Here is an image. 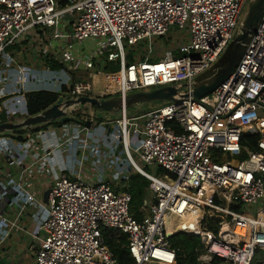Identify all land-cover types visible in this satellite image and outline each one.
Masks as SVG:
<instances>
[{"label":"built area","instance_id":"2783aa9c","mask_svg":"<svg viewBox=\"0 0 264 264\" xmlns=\"http://www.w3.org/2000/svg\"><path fill=\"white\" fill-rule=\"evenodd\" d=\"M247 2L0 0V55L34 32L42 42L46 70H55L50 63L56 61L64 65L56 70L69 74L83 69L87 76L74 83L68 78L66 98L125 97L164 85L177 89L174 100L148 104L137 113L122 109L97 126L72 123L64 137L45 128L37 131L46 139L42 154L23 170L42 161L52 179L48 215L27 232L36 242L34 264H120L104 242V228L126 236L130 264H176L178 249L168 236L179 231L199 237L200 264H213L214 258L251 264L256 252L264 250V8L228 78L197 100L182 97L225 51ZM173 31L186 33L184 42L167 49L162 45L163 53L158 52L153 40ZM86 40L95 47L74 51ZM112 65L118 69L108 71ZM95 73L116 75L115 82L95 86ZM5 118L10 121V115ZM244 134L256 137L255 142L243 145ZM66 145L64 162L61 149ZM118 148L131 170L120 180L134 172L148 180L141 219L130 212V193L111 186L115 175H103V163L113 161ZM235 154L244 157L227 159ZM134 155L158 173L146 171ZM1 158L11 160L0 146ZM43 172L41 183L48 179ZM8 181H0V223H8L0 225V242L21 229L7 215L10 195L17 190ZM28 185L26 202L37 186ZM190 218L196 220L195 231L183 225Z\"/></svg>","mask_w":264,"mask_h":264},{"label":"crops","instance_id":"0c3cea01","mask_svg":"<svg viewBox=\"0 0 264 264\" xmlns=\"http://www.w3.org/2000/svg\"><path fill=\"white\" fill-rule=\"evenodd\" d=\"M30 33L20 42L9 45L5 52L0 55V114L10 115V121L24 118L19 112L18 102L25 92L48 90L62 94L61 87L63 85L66 87L65 83L70 77V73L61 70H46L43 55L40 52L41 39L34 32L31 31ZM23 77L25 81L22 80ZM61 94L60 96H62ZM95 116L100 121L105 119L104 113L97 110ZM70 125L68 123L56 127L49 125L46 129L53 132L57 137H64ZM38 130H27L25 139L22 141L0 136V146L11 157L10 162L0 159V181L8 183L10 180L17 189L15 193L10 195L11 203L7 206L6 211L9 220H13L16 225L21 227L20 230H11L8 238L0 242V264H34L32 257L36 242L27 232L35 231L48 215L47 202L43 200V194L50 188L51 183L49 181L52 178L47 166L40 161L26 173L23 170L31 161L42 154L43 142H46V139L38 136ZM69 147L70 145H66L61 149V157L64 162L68 161L66 156L69 153ZM44 169L48 179L41 183L39 177L41 173H44ZM89 169L90 163L87 160L83 170L88 172ZM29 182H36L37 186L34 187L36 193H33L31 199L26 202L23 190L28 188L25 184L28 185ZM29 205H32L30 217L25 215L26 207ZM7 224L6 222L0 223L3 226Z\"/></svg>","mask_w":264,"mask_h":264},{"label":"water","instance_id":"95a60500","mask_svg":"<svg viewBox=\"0 0 264 264\" xmlns=\"http://www.w3.org/2000/svg\"><path fill=\"white\" fill-rule=\"evenodd\" d=\"M263 8L264 0H248L239 21V27L225 51L211 67L194 79L191 92H185L182 97L191 96L192 99L197 100L211 92L220 82L228 78L239 62L251 34L256 29ZM175 94H177L175 86L164 85L148 91L130 92L125 97L120 95L108 97L80 95L70 98L59 96L51 106L34 115H28L17 121H1L0 134L71 120L80 114L82 106L85 104L94 106L97 111L104 113L107 117H111L120 115L122 109H126L129 113H137L150 103L174 100ZM85 125L90 126V121L86 120ZM105 180L108 181V177ZM49 192L50 189H47L43 194L45 202H47Z\"/></svg>","mask_w":264,"mask_h":264},{"label":"trees","instance_id":"16d2710c","mask_svg":"<svg viewBox=\"0 0 264 264\" xmlns=\"http://www.w3.org/2000/svg\"><path fill=\"white\" fill-rule=\"evenodd\" d=\"M64 65L60 64L56 61H52L50 63V67L53 69H60ZM111 67V66H110ZM107 67L106 69L108 70ZM75 72H70V82L74 83L77 81L74 78ZM62 91H66L67 88L63 85L61 87ZM60 96V93L48 91V90H32L25 92L22 98L18 102L19 112L24 117L28 115H34L47 107L51 106ZM94 108V106H92ZM6 120L5 115L3 113L0 114V122ZM71 121H78L80 122L79 117H75L71 120L64 121V122H54L53 125H61L63 123H69ZM49 125H38L31 127L29 129H20L13 132H8L4 134H0V136L11 137L17 140H24L25 139V132L27 130L36 131L38 129L45 128ZM256 137H251L249 134H244L242 136V144L245 145L247 140L251 143L255 142ZM240 158L244 157L243 154L239 155ZM122 181H127L126 186L116 187L115 190H127L131 195V202H130V212L131 214L137 218L141 219L143 215V211L140 210L141 205L143 204L144 198L147 195V187H148V180L143 177L139 173H131L128 175L126 179H122ZM208 228L213 229L214 231L217 230L216 225H211L208 223ZM102 236L104 238V242L113 252L116 260L120 264H130L132 263V259L129 255V252L126 248V236L123 233H120L112 228H104L102 229ZM168 241L170 245L178 249L177 252V260L176 264H200L197 261V255L200 252L201 245L199 243V237L192 233L186 232H175L171 233L168 236ZM261 252V253H260ZM260 253V254H259ZM213 264H228L219 260L218 258L213 259ZM251 264H264V250H258L256 255L254 256Z\"/></svg>","mask_w":264,"mask_h":264},{"label":"rangeland","instance_id":"374dc122","mask_svg":"<svg viewBox=\"0 0 264 264\" xmlns=\"http://www.w3.org/2000/svg\"><path fill=\"white\" fill-rule=\"evenodd\" d=\"M186 38V33L182 32H170L168 33L166 36L162 37L161 39H157V40H153V43H156V50L160 53H163V49H162V45H165V48H169L171 46H173L176 42V44H179L181 42H184V39ZM95 47V42L93 40H86L83 41L80 44L75 45L74 47V51L79 52L82 48L84 49H89V48H94ZM118 69V66H111L110 68H108V71H116ZM72 72L74 73V78L76 80H80L82 77H87L85 73H80L83 72V69H80L79 72H77V70H74ZM95 82V76L93 77V84ZM63 93L61 94L63 97L67 96L65 91H62ZM66 98V97H65ZM157 102H161V101H157ZM157 102L154 103H150V104H155ZM144 110L147 109V106H144L143 108ZM95 111L96 109L93 108L91 105L89 104H85L82 106V110L80 112V114L78 115L79 119H80V124H85V120H89L91 125L93 126H97L100 123V120L97 119V117L95 116ZM19 120V119H18ZM72 123H79L78 121H71L68 124H72ZM51 126V125H50ZM53 127V125L51 126ZM56 127V126H54ZM46 129V127H45ZM113 154L115 155L113 157V161H108L103 163V165H107V168H102L103 175H111V177H113L115 175V178H111L110 179V184L113 188L116 187H121V185L126 186L127 181H122L120 180L123 176H125V174H128V172H130V166H128V164H126V159L125 157L122 155V153L120 152V148H118L117 150H115L113 152ZM240 157L239 155L235 154V155H229L227 156V159H236ZM134 159L135 161L142 166L146 171L150 172V173H158V171L156 170V167H151V166H144L142 164V162L136 157V155H134ZM117 161H121L122 163L120 164V166L113 164V162H117ZM98 167H101L100 165H98ZM92 169H96V168H92ZM124 169V170H123ZM135 173V172H134ZM102 178V177H101ZM32 205H29L26 207V213L25 215H28L30 217V214L32 213L31 211ZM29 219V218H28ZM30 220V219H29ZM261 253V252H260ZM259 253V254H260ZM33 259V257H32Z\"/></svg>","mask_w":264,"mask_h":264},{"label":"bare ground","instance_id":"6f19581e","mask_svg":"<svg viewBox=\"0 0 264 264\" xmlns=\"http://www.w3.org/2000/svg\"><path fill=\"white\" fill-rule=\"evenodd\" d=\"M95 76V82L94 85L98 86L100 85L101 87H106L109 86L111 84H113V82H115L116 79V75H107L105 73L103 74H93L92 78ZM196 220H194V218H190L186 220V223L183 225H186L190 228V231H195L196 230V225H195Z\"/></svg>","mask_w":264,"mask_h":264}]
</instances>
